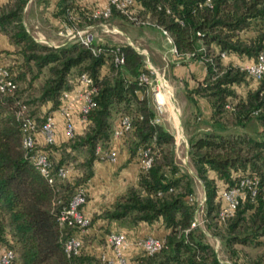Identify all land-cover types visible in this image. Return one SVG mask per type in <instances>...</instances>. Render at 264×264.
<instances>
[{
    "label": "trees",
    "instance_id": "trees-1",
    "mask_svg": "<svg viewBox=\"0 0 264 264\" xmlns=\"http://www.w3.org/2000/svg\"><path fill=\"white\" fill-rule=\"evenodd\" d=\"M28 1L0 4V35L12 45V50L0 51V63L15 84L11 92L0 91V243L13 251L11 264H107L88 252L92 245L88 231L81 234L80 254L67 256L63 241L76 230L61 228L58 216L79 189L84 190L87 203L94 162L102 159L97 147L110 146L114 121L124 115L131 121L126 134L128 161L141 160L142 151L148 150L151 165L143 169L139 160L136 184L118 195L113 205L92 215L88 229L98 219L133 225L161 221L168 229L163 247L152 255H137L129 264H223L208 238L191 226L196 211L194 199H189L194 179L175 161L173 133L153 122L146 86L138 81L141 71L149 73L143 57L127 42L99 45L96 54L75 39L60 46L40 43L24 23ZM134 1L137 19L166 31L178 56L189 55L205 68L202 77H181L173 74L174 68L172 76L183 82L185 97L197 111L202 97L210 105L209 121L194 113V123L184 122L191 134L188 153L205 191L206 228L219 236V249L237 262L235 245L264 246V127L252 135L245 130L233 132L228 123L243 126L257 111L255 117L264 124V82H256L255 88L240 96L234 85L248 83L249 77L239 66L224 64L221 53L257 57L264 48V0ZM56 9L58 18H66L71 11L91 22L101 19L93 17V12H81L75 0H58ZM112 16L135 23L115 6H111ZM247 31L253 35L244 39L241 34ZM117 46L124 56L122 65L114 62ZM81 74L91 79L95 89L94 105L82 130L59 143L40 141L39 131L47 117L60 109L63 94L73 89ZM28 120L33 123L30 131L35 143L27 150L23 138ZM37 152L48 155L52 183L31 159ZM70 166L74 175H58L60 168ZM243 177L256 179L255 193L246 188L233 215L219 220L222 190ZM218 225L224 226L221 235Z\"/></svg>",
    "mask_w": 264,
    "mask_h": 264
},
{
    "label": "built area",
    "instance_id": "built-area-1",
    "mask_svg": "<svg viewBox=\"0 0 264 264\" xmlns=\"http://www.w3.org/2000/svg\"><path fill=\"white\" fill-rule=\"evenodd\" d=\"M107 5L102 9H96L93 11V17H101L107 19L111 13V6H115L121 13L126 15L129 19L134 20L138 24H148V22L137 19L134 16L133 6L135 5L134 0H106ZM208 2L210 0H207ZM61 33L64 34L68 39H75L82 42L86 47L90 48L93 53H98L100 49L92 45L93 36L90 31V27H85L78 29L76 27H68L62 25ZM164 34L168 33L164 31ZM221 57H226V53L222 52ZM114 62L116 65H122L124 63V56L119 51L117 46L115 49ZM149 73H152L154 69L151 66H146ZM242 70L247 73L255 82H264V48L260 50L257 57L246 64L240 66ZM151 69V70H150ZM149 73L141 71L138 75V81L153 90L154 101H155V114L153 117V122L158 123L160 117L167 110V104L163 97H161V84L154 85L152 78ZM77 86L75 85L72 90L65 92L62 96V105L58 110L63 117L64 129L66 134L71 137L75 132V122L74 116L77 113L81 124L86 123V115L94 105L92 99V93L95 91L92 87V81L86 74H81L77 78ZM15 88V84L9 78V73L7 69L0 63V91L11 92ZM228 107V106H227ZM257 112V111H256ZM33 128V123L28 120L24 124L25 135L23 138V146L25 149H31L35 143L34 134L31 133ZM131 130V121L128 116H118L113 124L111 139H121ZM39 135L46 144H53L56 142V123L53 115H49L47 120L43 124ZM97 152L101 154L102 159L108 161H114L116 157V152L110 148V146L103 150L97 147ZM33 163L37 166L43 176L48 179L49 183L53 182V176L50 174V162L48 160V155L45 152H37L31 157ZM141 167L143 169H148L151 165V157L148 154V150L142 151L141 154ZM58 175L62 178L68 177L70 175V169L63 167L58 171ZM255 178L243 177L239 183L230 188L224 189L221 192L222 205L219 211V220L224 221L226 218L233 215L239 201L245 196V189L248 188L251 194L255 193ZM190 200L193 196L189 197ZM205 201V199H204ZM203 201V203H204ZM197 203V208L195 211V217L192 221L191 226L196 227L199 225L197 220V213L199 211V204ZM86 204V195L83 189H79L70 199L68 205L63 207L59 216L58 224L61 228L69 227L74 228L76 233L66 237L63 241L64 251L67 256H77L82 251L83 242L81 239V234L88 230L90 224V216H88L83 209ZM107 246L109 251L102 252L98 256L103 262L107 264H129L128 259L124 255V251L130 246L135 245L140 248L142 253L147 255H152L163 247L165 243L164 238L155 236H146L135 241H130L124 232H110L106 236ZM14 258L13 251L5 245L0 243V264H11ZM92 264V263H85Z\"/></svg>",
    "mask_w": 264,
    "mask_h": 264
},
{
    "label": "rangeland",
    "instance_id": "rangeland-1",
    "mask_svg": "<svg viewBox=\"0 0 264 264\" xmlns=\"http://www.w3.org/2000/svg\"><path fill=\"white\" fill-rule=\"evenodd\" d=\"M55 1L56 0H29L24 8L23 18L26 23V27L28 28L32 36L38 42L48 41L50 43L49 39H51L55 41L57 45V43L60 44L64 42L65 40L67 42L73 40V39H68L66 36H64V34L61 33L63 29L62 25H66L68 27H76L78 29L90 27L91 28L90 31L93 36L92 44L94 45V47H97L102 44H111V43L120 44L122 42H126L125 36L128 37L129 39L131 37L132 38L130 39L131 43L129 42L127 43L143 57L144 67L146 65V66H151L154 69L152 73H149L152 78L153 84L154 85L161 84L159 88H161L162 90L161 93L163 94L172 93L171 97L169 96L170 98L168 101L169 103L171 102L172 105L180 106L179 115L176 114L174 117V115L172 114L171 110L169 109L167 105V110L164 112V114L161 115L160 121L158 122V124L162 125L166 130L173 133L174 135L175 161L179 165L182 171L188 172L190 175H192L194 179L193 199L195 201L194 203L197 205V203L200 202V199L203 196V189H204L203 184L199 182L200 179L197 176V172L192 164L190 157L186 158L185 156L187 142L184 139L179 137V131L177 128L178 122H179L180 126L182 128L184 127V131H186L184 122L186 119H188L186 118V116H187L188 110L191 109V107H190V102L187 100V98L185 97V94L183 93V86H184L183 82L178 81L176 79L175 81L172 76L173 68L176 69V71H178L180 70V68H182V65L184 63L192 62L189 55H187L186 58H181L180 56H178L176 51L175 50L173 51L171 48L173 45V42H172L170 35L164 34L159 28L153 26L150 23L149 24L131 23L127 20H120L119 18H114L113 16L111 18L110 17L107 19L101 18L97 21L91 22L87 20L86 18H84L83 14H79L81 17L78 18L79 15L77 16L76 14L71 13V11H69L70 13L66 15V18L63 16L58 18L54 15L55 11H57L56 5L51 4V3H54ZM4 2H2L1 4H3ZM75 3L77 5H80L81 12H84V13H87V12L92 13L96 9L103 8V6L98 5L95 0H75ZM32 17L39 18L38 27H33L29 23L28 20H30V18ZM78 19L80 20V22L76 24L75 20H78ZM88 24H91V26H87ZM114 24H116L117 26ZM117 35L118 37L116 38L115 36ZM241 35L244 39H247L253 35V32L252 31L242 32ZM63 38L64 40H62ZM120 38L123 40L121 41ZM148 48L152 49L154 53H156L158 48L159 49L162 48L161 50L164 52V55L167 56L165 57L164 55H160L157 59H153L158 64V68L155 67V65L152 63L153 61H151V59L148 57L147 51H145V50H148ZM230 56H233V58H231ZM226 57L230 58L229 60L228 59L224 60L226 61V63H233L234 61L233 65L239 66V67L255 59V58L247 57L246 55L239 56L235 53H232L231 55L229 53H226ZM226 57H222V59ZM192 64L194 65V71H193L194 73L190 74L189 72V74L195 77L199 76L200 75L199 70L202 68L203 64L200 61L192 62ZM197 65H199V68ZM248 80H252V79L249 77ZM246 83L241 84V86L234 85V89L238 91L237 93L240 96H244L246 94V90H247ZM154 93L155 92L151 90L150 88L148 90L147 89L145 90V97L147 98L149 102V106L151 110L153 111L154 113L153 115L155 117L156 114H155V108H154L155 106ZM229 101L231 103L235 102L234 99H230ZM47 107L48 106L45 105L43 106V109L47 110ZM176 113H177V110H176ZM257 114L259 113L255 112L251 118H249L247 121L244 122L243 126H236V125H232L228 123L230 130L233 132H243L245 130L252 135L255 134L256 131L261 126L264 127V124L261 125L260 120L255 117ZM227 116L228 117L230 116L229 113L227 114ZM227 116H225L224 121H227L228 119ZM115 118L116 116L114 117V119ZM125 137L126 135L123 138ZM139 160L140 159L138 158L134 159L135 163L140 164ZM71 167L72 166H70L69 169ZM139 171H140V166H139ZM70 174L71 175L75 174L74 169H70ZM88 200H89V194L87 191V202ZM202 206H203V202L199 204L200 209L197 213V220L199 221V225L196 226L195 228H197L198 231L202 232L208 238L209 242L214 246L216 245L217 241L219 242V236L218 235L214 236L207 230L204 219H203L204 213L202 211ZM94 214L95 213H93V215ZM94 225L95 224H93L89 229H91L92 227H95ZM217 227H218V233H220L219 235L224 233L223 225H218ZM114 231L122 232V231H117V230H111L109 228L107 231L106 229L104 230V233H103L104 236L102 235V238L98 239L96 242L97 245L99 246L100 251H97L95 255L97 254L99 255L100 253L107 252L109 250L107 246V242H106V236L108 235V233L114 232ZM92 242H93V239H92ZM235 248L238 250V255L237 257H235L237 258L236 260H238L237 262L229 259L230 257L228 256V253L224 249L220 250L219 245H218L217 247L218 257L220 258L223 264H259L260 260L262 261L263 259L262 256L264 254V246L263 247H253V246L235 245Z\"/></svg>",
    "mask_w": 264,
    "mask_h": 264
},
{
    "label": "crops",
    "instance_id": "crops-1",
    "mask_svg": "<svg viewBox=\"0 0 264 264\" xmlns=\"http://www.w3.org/2000/svg\"><path fill=\"white\" fill-rule=\"evenodd\" d=\"M6 0H0V4ZM56 0L54 3H51L52 5L57 4ZM98 5L100 6H106L107 1L106 0H95ZM31 26L38 27L39 24V18L38 17H32L30 20H28ZM25 23V21H24ZM26 25V23H25ZM116 25V24H114ZM117 26V25H116ZM28 29V28H27ZM117 30V29H116ZM118 31V30H117ZM123 31V30H122ZM120 33V32H118ZM116 38L118 37L115 36ZM130 37V36H129ZM121 39V38H120ZM130 39H132L130 37ZM64 40V38L62 39ZM123 39H121L122 41ZM51 44L56 45V42L49 39ZM59 41V40H58ZM57 41V42H58ZM61 41V39H60ZM136 41V40H135ZM48 42V41H47ZM67 41L57 45H63ZM127 42V41H126ZM138 43V42H137ZM172 50L174 51V45H172ZM162 48H158L156 53L150 48H148L147 55L153 61L152 63L155 65V67L158 68V64L153 59H157L160 55H164V52L161 50ZM5 50H12V45L8 42L7 38L3 35H0V51ZM163 53V54H162ZM230 55L232 53H229ZM165 56V55H164ZM156 57V58H155ZM167 57V56H165ZM233 58V56H230ZM229 60V57H226L223 60L224 64H227L224 60ZM159 61V60H158ZM234 64V61L233 63ZM188 66V68H187ZM199 68V65H197ZM181 71V72H180ZM194 65L191 63H187L183 68H180V70L176 71V69L173 70V74L179 75L181 77H189L191 73H194ZM190 72V74H189ZM199 76L202 77L205 75V68L202 65V68L199 70ZM196 76V77H199ZM174 78V77H173ZM176 78H174L175 80ZM178 81H181L179 79H176ZM175 80V81H176ZM78 84L76 83V86ZM246 88L253 89L255 88L256 82L253 80H249V83L246 84ZM241 86V85H240ZM246 90V91H247ZM238 92V91H237ZM183 93L185 94V89L183 86ZM172 93H168L167 97L168 100L171 97ZM170 96V97H169ZM168 104L171 108H174L177 110L176 112H173L174 117L176 114L179 115V107L178 105H172V103L168 101ZM199 110L197 112V109L190 104L191 109L188 110L185 121H192V116L194 113H199V119L209 121L210 118V105L208 104L207 100L205 98H200L199 102ZM49 106V105H48ZM52 115L54 117L55 123H56V143L65 141L67 139V134L64 129V123H63V117L60 114L58 110L53 111ZM74 122H75V131L80 132L82 130V124L80 122L79 116L76 113L74 116ZM194 123V122H193ZM205 128H208L207 125H203ZM202 126V127H203ZM178 131H179V137L184 139L186 143V152L185 156L186 158L189 157V138L191 134L186 130L184 131V127L182 128L178 122ZM40 141H43L42 138H39ZM128 140L129 138L126 136L125 138L121 139H111L110 141V148L116 152V157L114 161H108L106 159H100L96 160L94 162V174L92 178L90 179L87 187V191L89 194V200L83 207L84 212L88 216H92L93 213H100L102 210L110 207L115 202L118 195L123 193L127 187L135 185L138 179V173H139V163H135L134 160L128 161L129 158V148H128ZM213 174L212 172H210ZM200 183L201 180H199ZM205 199V191L203 189V196L200 199V202H203ZM95 227H92L88 230V232L91 234L93 242L92 245L88 248V252L90 254H96L97 251H100L99 246L97 245V240L102 238V235L104 236V230L107 228L111 230H117L122 231L126 233L127 237L130 241H135L136 239H140L146 236H155L164 238L165 235L168 233V229L164 227L161 221H156L154 223H146V222H140L136 225L129 224L128 222H108L103 219H98L95 222ZM215 249L217 250L218 247V241L216 242V245H214ZM109 251V250H108ZM142 251L138 246L130 245L125 251L124 255L128 259L129 262H132L135 256L141 254ZM98 255V254H97Z\"/></svg>",
    "mask_w": 264,
    "mask_h": 264
},
{
    "label": "bare ground",
    "instance_id": "bare-ground-1",
    "mask_svg": "<svg viewBox=\"0 0 264 264\" xmlns=\"http://www.w3.org/2000/svg\"><path fill=\"white\" fill-rule=\"evenodd\" d=\"M161 97H163V98L165 99V101H166V103H167L169 109L171 110L172 114H173V112H176V110H175L174 108H171V107L169 106V104H168V99H167V94H166V93H165V94H161ZM173 115H174V114H173Z\"/></svg>",
    "mask_w": 264,
    "mask_h": 264
},
{
    "label": "water",
    "instance_id": "water-1",
    "mask_svg": "<svg viewBox=\"0 0 264 264\" xmlns=\"http://www.w3.org/2000/svg\"><path fill=\"white\" fill-rule=\"evenodd\" d=\"M125 39H126L127 42L131 43V40H130L128 37L125 36ZM40 42L45 43V44L50 45V46H60V45H54V44H51V43H49V42H47V41H40ZM66 43H67V42H66ZM66 43H65V44H66Z\"/></svg>",
    "mask_w": 264,
    "mask_h": 264
}]
</instances>
